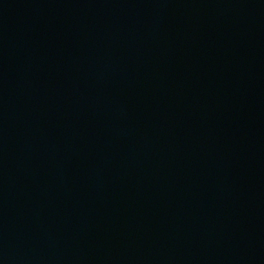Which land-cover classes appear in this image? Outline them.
<instances>
[{
  "label": "water",
  "instance_id": "obj_1",
  "mask_svg": "<svg viewBox=\"0 0 264 264\" xmlns=\"http://www.w3.org/2000/svg\"><path fill=\"white\" fill-rule=\"evenodd\" d=\"M0 264H264V0H0Z\"/></svg>",
  "mask_w": 264,
  "mask_h": 264
}]
</instances>
